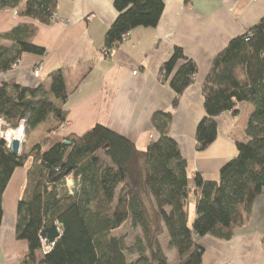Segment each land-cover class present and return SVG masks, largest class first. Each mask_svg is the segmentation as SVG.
<instances>
[{"label": "trees", "instance_id": "obj_1", "mask_svg": "<svg viewBox=\"0 0 264 264\" xmlns=\"http://www.w3.org/2000/svg\"><path fill=\"white\" fill-rule=\"evenodd\" d=\"M113 6L117 17L105 34L108 48L136 27H155L164 9L162 0H114ZM56 8V0H0V11L16 9L45 25L55 20ZM37 31L36 24L19 23L0 33L2 41L13 43V49L0 44V73L17 65L23 53H46L34 44ZM197 73L195 61L181 47H174L160 67L163 81L175 92L173 110ZM49 77L47 90L14 80L0 85V116L11 125L24 120L27 139L34 138L29 152L23 145L20 154H13L0 141V226L7 185L16 168L33 159L17 204L15 227V238L27 243V251L16 264H170L158 239L161 232L167 233L179 257L189 254L185 262L176 264H201L198 237L229 240L249 222L253 204L264 190V15L214 56L201 85L205 115L195 132L198 151L215 141L217 116L225 111L238 114L241 102L247 106L245 136L235 141L237 155L216 179L200 173L189 177L187 161L170 133L171 112L154 114L152 123L159 137L144 149L99 124L82 135L66 136L64 141L70 144L53 141L49 135L60 131L68 115L56 102H65L68 92L61 69ZM75 170L79 186L70 193L66 181ZM147 201L154 207L155 226ZM191 204L195 217L190 224ZM53 224L61 234L44 253L40 234ZM123 224L139 231L133 248L117 232Z\"/></svg>", "mask_w": 264, "mask_h": 264}, {"label": "crops", "instance_id": "obj_2", "mask_svg": "<svg viewBox=\"0 0 264 264\" xmlns=\"http://www.w3.org/2000/svg\"><path fill=\"white\" fill-rule=\"evenodd\" d=\"M56 1L55 20L49 25L21 16L16 9L0 11V33L19 23L36 24L34 44L46 50L43 56L23 53L17 65L0 73V85L14 80L22 86L47 90L50 73L61 69L68 92L65 102H56L68 111L62 139L69 134L82 135L99 124L144 149L151 139L159 137L152 123L154 114L171 112L170 133L187 161L189 177L200 173L216 179L220 169L237 155L235 141L245 136L247 106L241 102L236 107L238 114L225 111L217 116L215 141L198 151L195 132L205 115L201 85L214 56L264 15V0H162L164 9L158 24L132 29L129 37L110 48L108 56L103 53L104 39L117 17L114 0ZM0 44L13 49L12 42L0 39ZM176 46L195 61L198 73L173 110L175 92L161 79L160 67ZM39 66L41 73L36 78L33 69ZM30 159L16 168L3 194L0 264H16L27 251V243L15 238V227ZM146 208L155 226L153 204L147 201ZM196 240L203 248L201 264H264V190L253 204L249 222L237 228L231 239L205 235ZM164 252L170 264L181 262L175 250H171L173 263ZM36 255L42 257L40 251Z\"/></svg>", "mask_w": 264, "mask_h": 264}, {"label": "rangeland", "instance_id": "obj_3", "mask_svg": "<svg viewBox=\"0 0 264 264\" xmlns=\"http://www.w3.org/2000/svg\"><path fill=\"white\" fill-rule=\"evenodd\" d=\"M23 125H24L23 132H24V138H25V140H24V143L22 144V147L24 145L25 146V150H27L29 152V150L32 148V146L34 144V140H33L34 138L33 137H29L27 139V136H26V133H25V127H26L25 122H24ZM13 126H15V125H13ZM65 128H66V125H64V127L61 128L59 132H55V133L50 134L49 135V138L52 139L53 141H63L64 142V139H62L63 137H61L60 134L65 130ZM99 155H101L102 157H104L102 151L99 152ZM104 158L107 160V162H109V159L108 158H106V157H104ZM31 159H30V161H31ZM73 183H74V177L73 176L68 177L67 178V181H66V184H67V187H68L70 193H73V187H74V184ZM194 212H195L194 204H191L190 214H189V223L190 224L192 223V221L194 219L193 218ZM117 232L119 234L125 236L127 244L129 245L130 248H133L135 239H136V237L139 236V231L137 229L131 228L127 224H123ZM158 239L160 240V243H161L163 249L168 253L169 259L173 263L174 262L173 261L174 260V256L171 254V250L173 248H171L170 245H169V238H168L167 233L166 232H161V234L159 235ZM173 252H174V249H173ZM131 257H132V259H134L135 258V255H132ZM180 258L182 260H187V258L185 256L184 257H180Z\"/></svg>", "mask_w": 264, "mask_h": 264}, {"label": "built area", "instance_id": "obj_4", "mask_svg": "<svg viewBox=\"0 0 264 264\" xmlns=\"http://www.w3.org/2000/svg\"><path fill=\"white\" fill-rule=\"evenodd\" d=\"M16 14V11L14 12ZM66 22V21H64ZM131 31L126 32L125 34L122 35V39H125L127 37L130 36ZM103 53L108 56L110 54V48L105 47L103 50ZM41 73V67H36L33 69V75L34 77H39ZM134 74L137 73V71L133 72ZM161 79L162 76L160 75ZM24 120L20 121L17 125L13 126L11 125L7 119H5L3 116H0V141L4 142V145L6 148L8 149H12V142L14 140H18L20 142V145L22 146V144L24 143ZM65 125V124H64ZM64 125H62L60 127L63 128ZM42 245H43V252L46 253L47 251H49L52 246L53 243H47L45 238H42Z\"/></svg>", "mask_w": 264, "mask_h": 264}, {"label": "water", "instance_id": "obj_5", "mask_svg": "<svg viewBox=\"0 0 264 264\" xmlns=\"http://www.w3.org/2000/svg\"><path fill=\"white\" fill-rule=\"evenodd\" d=\"M65 144H70L68 141H64ZM13 154H19L21 151V145L18 140H14L12 142V149H11ZM71 169V168H68ZM79 171L75 170L74 172V187H73V192L77 191L78 186H79V177H78ZM61 232L59 231V228L57 227L56 224L51 225L49 228L43 230L40 234L42 238H45L47 243H54L59 237H60Z\"/></svg>", "mask_w": 264, "mask_h": 264}, {"label": "clouds", "instance_id": "obj_6", "mask_svg": "<svg viewBox=\"0 0 264 264\" xmlns=\"http://www.w3.org/2000/svg\"><path fill=\"white\" fill-rule=\"evenodd\" d=\"M21 148H22V146H21ZM21 152V151H20ZM20 154V153H19Z\"/></svg>", "mask_w": 264, "mask_h": 264}]
</instances>
